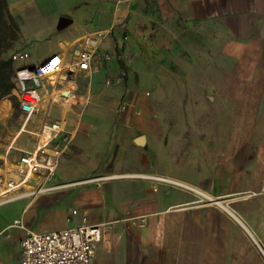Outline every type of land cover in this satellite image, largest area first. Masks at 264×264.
I'll use <instances>...</instances> for the list:
<instances>
[{"label": "crops", "instance_id": "1", "mask_svg": "<svg viewBox=\"0 0 264 264\" xmlns=\"http://www.w3.org/2000/svg\"><path fill=\"white\" fill-rule=\"evenodd\" d=\"M3 1L25 42L6 52L69 28L22 65L88 37L100 68L39 80L72 140L51 188L0 201V264L26 229L83 222L110 229L92 264H264V0Z\"/></svg>", "mask_w": 264, "mask_h": 264}, {"label": "built area", "instance_id": "2", "mask_svg": "<svg viewBox=\"0 0 264 264\" xmlns=\"http://www.w3.org/2000/svg\"><path fill=\"white\" fill-rule=\"evenodd\" d=\"M81 45L76 50L73 59L66 60L59 53L52 54L45 61L35 64L32 68L22 65L16 69L15 85L20 109L25 115V120L36 111L40 93L39 80L48 77L59 70H90L94 48L90 39H81ZM13 61H25L28 58L26 51H14L10 54ZM64 120L44 119L34 132L35 142L31 151L25 152L21 160L33 169L41 168L52 173L55 161L60 154L58 148L49 151V146L63 131ZM48 159L41 163L39 159ZM46 166L49 168H42ZM31 168V167H30ZM76 213V210H72ZM15 224L23 227L19 221ZM110 234L109 225L105 223L89 224L83 222L78 226L61 229L39 231L26 229L21 239L20 264H92L98 244Z\"/></svg>", "mask_w": 264, "mask_h": 264}, {"label": "rangeland", "instance_id": "3", "mask_svg": "<svg viewBox=\"0 0 264 264\" xmlns=\"http://www.w3.org/2000/svg\"><path fill=\"white\" fill-rule=\"evenodd\" d=\"M35 21L33 19H28L25 22L23 27L27 30L33 28L35 26ZM11 30L13 33V39L10 41V45L13 46V49H18L24 45V40L21 37V32H18L14 29ZM69 28L54 32L48 38H42L40 40L33 41L29 39L25 45H27L28 53L30 54V60L35 59L38 56V48L46 47L48 45H53L57 42L59 38H63L62 35L67 33ZM26 34H31L26 32ZM101 35V32L98 33ZM125 38V36L123 37ZM70 39V37H68ZM72 50H69L68 57L71 58ZM11 53V52H10ZM8 51L6 52V56L10 54ZM117 53V54H116ZM114 55L105 54L104 59L110 61L112 58L117 61V73L115 75L116 82L121 81L124 78L125 74V64L129 60V55H122L120 49L117 48V52ZM13 70H15L13 74V81L15 85V75L16 69L22 66L20 61H13ZM100 68L99 63H95L92 65L90 70H81L83 72H92L98 71ZM78 71V72H81ZM70 73L72 71L69 70ZM71 75H68V78H71ZM49 78V77H48ZM54 78V77H53ZM51 81L54 79L49 78ZM38 89H40V84H38ZM40 93V92H39ZM36 111L31 115V117L25 120V115L20 109V102L17 95L16 85L14 89L7 95H4L0 98V188L5 186L7 189V193L0 196V201H5L11 198V195H21L25 193L26 190H29V193L24 196H34L37 193L49 189L51 187L46 186L48 178L52 175L53 171L56 169L58 165V157L55 161V167L53 168L52 173H48L46 170L41 168H37V170L33 171L29 178L25 181V177L27 175L28 165L24 164L21 160V157L27 151H31L33 149V145L35 142L34 132L37 131L40 123L47 119L48 121L53 119H61L59 116L57 107L53 104L56 103V99L50 98L48 95L45 97H41ZM123 99L121 98L118 104V108H123ZM55 117V118H53ZM66 120V119H61ZM72 140L71 131L63 125V131L60 135L52 142L49 146V151L53 148H58L60 153L68 149ZM41 163L46 164L48 159H39ZM77 178V177H75ZM13 181L14 183H10ZM19 186V188L14 189ZM43 188V190H41ZM39 189V190H38ZM10 190H12L10 193ZM23 202V200H22Z\"/></svg>", "mask_w": 264, "mask_h": 264}, {"label": "trees", "instance_id": "4", "mask_svg": "<svg viewBox=\"0 0 264 264\" xmlns=\"http://www.w3.org/2000/svg\"><path fill=\"white\" fill-rule=\"evenodd\" d=\"M3 3L4 1L0 0V98L9 94L15 87L13 81L15 70L10 56H6V49L10 46L13 33L4 15Z\"/></svg>", "mask_w": 264, "mask_h": 264}, {"label": "bare ground", "instance_id": "5", "mask_svg": "<svg viewBox=\"0 0 264 264\" xmlns=\"http://www.w3.org/2000/svg\"><path fill=\"white\" fill-rule=\"evenodd\" d=\"M55 74V73H54ZM53 75V74H51ZM50 76V75H49ZM41 99V98H40ZM31 167V168H30ZM28 169H27V175L25 177V181L29 178V176L32 174L33 171H35V169H33V166H30ZM42 168H49V167H46V166H40ZM10 183H14L13 181H11ZM43 190V188H41ZM39 190V189H38ZM7 193V189L5 188V186H2V188H0V196L4 195ZM29 191H25V193L21 194V195H24V194H28Z\"/></svg>", "mask_w": 264, "mask_h": 264}, {"label": "water", "instance_id": "6", "mask_svg": "<svg viewBox=\"0 0 264 264\" xmlns=\"http://www.w3.org/2000/svg\"><path fill=\"white\" fill-rule=\"evenodd\" d=\"M68 23H69V20L66 19L65 17H62V18L59 20V22H58V26H59V27H64V26H66ZM33 66H34V65H31V66H29V68H32ZM137 140H139V139H137Z\"/></svg>", "mask_w": 264, "mask_h": 264}]
</instances>
